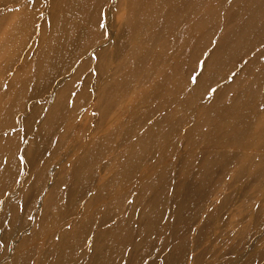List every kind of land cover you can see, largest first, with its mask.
Returning a JSON list of instances; mask_svg holds the SVG:
<instances>
[{
	"label": "rangeland",
	"instance_id": "374dc122",
	"mask_svg": "<svg viewBox=\"0 0 264 264\" xmlns=\"http://www.w3.org/2000/svg\"><path fill=\"white\" fill-rule=\"evenodd\" d=\"M175 1L0 0V264H264L258 0Z\"/></svg>",
	"mask_w": 264,
	"mask_h": 264
},
{
	"label": "bare ground",
	"instance_id": "6f19581e",
	"mask_svg": "<svg viewBox=\"0 0 264 264\" xmlns=\"http://www.w3.org/2000/svg\"><path fill=\"white\" fill-rule=\"evenodd\" d=\"M168 1H173L174 7L173 6H171V7H172V9H175L173 11L177 12V10H179V6L176 4V1L175 0H168ZM181 8H183V7H181ZM250 12H251L250 14H247V15L245 14V16H243L244 19L239 18V20L240 19H242V20L240 23H237V25L235 26V28H236V29H234L235 33L242 34L244 37H247V36L251 35L252 33H254L255 31L259 32L258 30H261V28H264V0H258V2L254 5V7L251 8ZM164 13H165V17H166L167 13L166 12H164ZM199 30H200V28L196 29V31H199ZM228 33H230V32L223 33L221 38H219V41L215 47V51L211 55V67H213L215 65V62H217L218 59L220 60L222 55L224 56L225 55L224 53L228 51L227 50L228 45H225V41H228L231 38V35H229ZM228 49L230 50L231 46H229ZM209 64H207L206 67H208ZM255 69H256V67H255ZM205 74H206V72L203 73V75H205ZM212 74L214 75L213 72H212ZM212 74H209V75H212ZM255 77H257V79H258L257 75ZM93 249H94V252L98 251L97 247L93 248V246H92V251H93ZM85 264H87V262ZM101 264H104V262L102 261Z\"/></svg>",
	"mask_w": 264,
	"mask_h": 264
}]
</instances>
